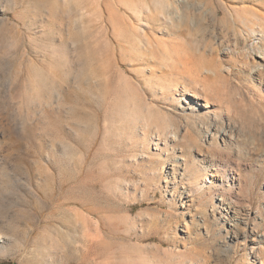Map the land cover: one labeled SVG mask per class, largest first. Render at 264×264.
<instances>
[{"label":"rangeland","instance_id":"1","mask_svg":"<svg viewBox=\"0 0 264 264\" xmlns=\"http://www.w3.org/2000/svg\"><path fill=\"white\" fill-rule=\"evenodd\" d=\"M120 1L154 0H0V264H264V88L248 73L257 66L226 51L247 47L262 62L264 0H180V25L149 22L166 41L180 33L194 56L215 53L221 68L240 70L225 80L234 98L209 110L197 102L194 120L181 85L201 76L174 74V90L165 81L151 92L149 68L121 61L130 46L114 35L112 12L140 31L148 24ZM121 79L172 111L181 133L189 126L205 141L204 122L220 121L215 167L201 179L233 177L230 197L219 184L217 194L189 189L173 158L180 145L156 144L157 131L125 110L134 108Z\"/></svg>","mask_w":264,"mask_h":264},{"label":"bare ground","instance_id":"2","mask_svg":"<svg viewBox=\"0 0 264 264\" xmlns=\"http://www.w3.org/2000/svg\"><path fill=\"white\" fill-rule=\"evenodd\" d=\"M186 1L187 0H185V2ZM232 1L233 0H229V2ZM177 2L179 3L180 0H170L169 4H166L164 0H154L152 3L145 1L135 3L120 1L119 4L122 6H120L119 9L124 7L125 12H130L129 18H131V15H134V18L141 19L142 21L146 20L145 22L148 25L145 28L146 30L142 29V31H140L135 27V23L132 20L129 21L125 18L122 20V17H119L121 14H118V12L114 10L112 12L113 16L111 17V20H113L111 26L117 39H119L118 36H122L129 42V51L121 52V61H126L132 66L138 64L146 66L149 68V72L153 75L154 79L152 80L144 79V88H147L148 91L151 90L152 92L154 85L158 86L161 83L165 84V81H167L166 84L169 89L174 90L177 87L176 83H174V74H179L182 78H187L194 82H197L200 79L199 76H201L202 80L200 82L206 83H200L199 86H193L194 88L192 89L189 88L187 84L181 85V96L183 97V101L190 106L191 114L188 115L187 118L194 120V115L198 114V111L196 110L197 102H200L202 107L209 110V103H211V101L216 100L222 107V105L226 104L228 99H231L232 92L229 89V86L225 83L226 76H232L233 78H237V80H239L240 70H235L229 65H225L224 69L221 68L223 63L220 56L215 53H210L207 59L203 57L204 52L200 53L201 56L199 58V54L194 56L190 49L184 47L180 40V33H175V37L172 39L170 38L167 41V38L161 37L162 35H156L155 27L153 26L154 24H150L149 22L160 19L162 22L166 23V20L171 19L173 22L175 21V25L178 26L183 21L182 15L177 12ZM240 9H242L243 12H246L247 7H241ZM255 16L260 18L261 22L258 29L264 34V28H262L264 15L259 12H255ZM243 18V20H252L248 16ZM233 19H235V17ZM115 21H118V23H115ZM251 23H253V21H251ZM167 24L165 26L166 30L163 34L170 35L171 31H169ZM247 26L251 29V31L255 30L252 25L248 24ZM120 30L123 33H121ZM263 38L264 36L262 34L258 37L260 46L263 45ZM226 51L230 58L239 60V62L242 63L243 69L249 67L250 65L257 66L256 68L251 69L248 73L252 80H257L259 82V90L261 91V87L262 89L264 88V55H258L260 58H263L262 62L260 61L255 63L252 60L253 55L247 47L238 51ZM205 69L208 70L209 73L200 74V72ZM223 71H225V75L222 76L221 74ZM253 72L257 75H253ZM121 80L123 82L122 87L127 94V101L130 102V105L134 108V111L131 109L128 110L127 108L125 110L130 114L132 112L136 118L144 124L145 130L148 132L151 129H155L157 131V134L155 135L157 138L154 139L156 144H159L158 141H163L164 145H167L169 142H175L178 146L180 145L179 155L176 157L174 154L173 158L175 162L181 161L183 163L184 174H188L190 176V182H188L191 183V186L189 189L201 192H213L214 194H217V185L219 184L222 194L230 197L231 191L229 189L233 188L235 181L233 177H228L224 180L222 179L220 183H218L216 179H212L208 184H205V179H201L202 176L207 175L208 171H210L212 167H215L214 160L212 158L215 157L217 153L215 150L216 148L214 147V149L211 143L218 142V135L220 134L218 123L220 121H218V119H214L212 121L207 119V121L204 122V133L206 134L205 141H201L199 136L196 135L197 132L195 133L191 128H189V126L184 129L183 133H181L180 128L171 126L169 119L167 118L169 113L173 114L172 111L157 108L154 103H147L144 101L143 96L139 95L136 91L133 83L126 82L125 79ZM208 81H211V83ZM162 88L163 86H161L160 89ZM159 92L166 95V91L160 90ZM189 96L194 98L196 102L192 101ZM261 99L264 101L263 95L261 96ZM204 115L206 118H209L208 113H204ZM224 133L228 134L227 131ZM223 137L224 136H222V138ZM197 154H206L205 156H208V159L203 161V164H199L195 160V156ZM218 171L220 170L216 168L215 173L211 172L210 174L212 176L213 174H219ZM150 259L153 260L152 258ZM157 263L163 264L164 262L159 260ZM261 264H263V261Z\"/></svg>","mask_w":264,"mask_h":264}]
</instances>
